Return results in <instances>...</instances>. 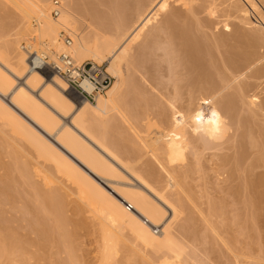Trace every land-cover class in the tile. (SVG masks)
<instances>
[{
  "label": "bare ground",
  "instance_id": "1",
  "mask_svg": "<svg viewBox=\"0 0 264 264\" xmlns=\"http://www.w3.org/2000/svg\"><path fill=\"white\" fill-rule=\"evenodd\" d=\"M51 1L49 6V0H10V3L12 2V6L17 11V18L15 19V28H12L14 32L5 34L7 36L10 35V37L14 36V38H6L7 36H1L2 31L0 33V41L2 40L3 43L2 47L0 45V95L4 96L8 91L12 90L13 87L16 86V79H23V82L18 84V87L16 86L17 89L13 91L12 96L9 98L10 102L7 103L3 100L4 98L1 99L0 97L1 125H6L10 129L9 131H11L12 137H14L15 140L17 138L23 140V142L34 151L33 153L36 154L37 158H41V161H38L40 167L43 162L44 164L45 162L53 163L55 167L54 171H57L60 177H64L66 181H69V183L73 185L72 187H74L77 198L76 201L79 200L77 202L79 203L77 208L82 205L87 208L89 212H92L93 215H95L94 217L99 218V222L102 226V231L101 228L100 231L102 232L101 239L103 240L101 242H103V252H106L101 255V258L104 257V261L106 259L105 255L110 254L112 250L113 252L116 250H114V247L118 246V244L115 246L116 242L120 241L122 237H125L121 235L124 231L131 235H128V237L133 238L134 243L140 244L143 248L151 249L153 252L162 253V256L155 262L152 261L154 259H151L149 255L143 258L145 254L142 252L143 257L142 255L141 257L144 261L148 258L151 259L149 262L152 264H187L188 262L186 263L184 259L187 257L184 256H187L185 254L188 253L186 252L188 249L186 250V244L175 235L174 226H172L173 224L171 221L175 220L173 218L179 217V213L181 211L184 212V210L185 212H189L188 216L186 215L190 217L188 220L190 221L192 219L191 221H193V219L196 218H193L195 216H193L192 211L196 209V211L200 213V219L202 217V221L208 223L206 224L208 230H210V232L212 231L211 235H208L211 237L219 235L216 229L217 226L213 224V221L212 223L208 219L206 211L203 214V210L201 209V206L204 205L205 207H203L208 209V212L210 211L209 214L216 213L219 209H224L221 204V197H219L221 200L215 197L217 198L216 200H218L216 202L214 197L212 199L210 195V199L208 194H206L208 186L211 185L208 183L211 181L215 182L216 188L218 187L217 191L219 190L218 192H223L224 195L226 194L224 196L225 198L228 195L229 201L232 202L234 206L240 203L242 205H240L241 209H243V206L244 209L248 206V209L249 207H254L255 210H253L257 211L264 205V99L258 101L257 97L259 96L249 92L252 87L256 85H261L260 88H262L264 82L240 83L238 79L239 83H237L238 81L235 82L233 80L238 78L240 74L237 77L235 76L236 78L233 77L234 79L232 80L226 75L229 72L225 71L228 69L225 67H230V69L234 70L233 72L236 70L238 72L241 68L251 70L252 67L256 66V64L264 58L262 56L263 58L261 59L258 55L259 53L257 54L255 49L259 44H261L262 47L264 46L262 45L264 44V34H261L264 30V12L254 0H126L125 2L127 4L124 0H121L122 4L124 2L125 5H122L120 0H100L101 2L104 1L103 3L106 1L108 4L107 6L110 7L111 5L119 3V6L116 5L118 8L111 9V14L115 12L117 15H113L116 18L112 22V25L109 26L116 32L111 33L110 30L108 31L109 28H107V32L103 30L107 25L103 29V26H99L100 21L102 19L104 20L106 16L104 18H99V10H93L95 7L89 10L91 14H94V20L93 17L88 18L86 15H83L86 13L82 14L78 11V7H75L74 0H60V12L58 16L54 17L50 12ZM260 1L264 4V0ZM91 3L92 0H88V2L85 3L83 2L82 8H85V11H87V9H90L88 6H90ZM168 7L169 10L167 9ZM250 10L257 15L258 20H251ZM160 11H167L164 14L166 26H164L165 33L163 32L167 41H165L166 38L164 37L165 39L160 40L158 43L160 45L161 41H164L168 46L165 44L167 46L165 48L164 45H161V47L164 46L163 50L166 56L164 58H166V61L162 58L164 56L163 52H161L162 56L158 57L165 65L168 61L167 66H170V69H174L177 66V69H174L175 72L173 70V72L170 71V73H173V76H171L172 74L170 75L171 79L174 78V74H177L176 71L179 69L178 66L182 67H180L181 71L179 70V75L183 69L186 72V75L183 78L181 77L185 80L186 84L185 86L183 85L184 88H186L184 92L180 91L181 86L177 85L178 81L172 80L171 84L173 83V86H175L171 92L172 94L170 93V96H166L164 99L166 100L165 103L160 98L151 96V93H149L150 91L148 92L150 88L146 90L144 88L145 86L143 87L141 84L142 81L140 82L137 79L139 83L136 77L134 78V75H132V77L130 74L134 69L137 70L138 68L139 70L140 68H145L144 65L152 58V56H149L152 50L154 51L156 49V53H158L161 49V47L156 48L157 44H155L156 46L154 45V49L153 44L160 39V35L163 33L160 34L159 32L164 29L163 27H158L160 25H155L153 30L151 32L149 31V37L146 34L148 38L145 39L147 41L140 40L145 42L142 46L138 44L139 48L141 46L139 55L136 57H130L131 55H129V44L132 41L135 42V40L141 36V31H143L148 24H152L155 21L156 15ZM201 12L212 15L219 13L217 15L224 18L225 29H229V32L224 33V35L220 33L221 36H218L217 34L216 36L218 37H215L214 45H212L216 48V52L219 56L218 58L222 56L219 50L222 49L221 51L224 52V55L219 60L215 57L216 53H213L214 51L209 48L211 45H208V43L205 45L203 44L210 34L206 36L207 33H205V38L204 34L200 33L203 32V30H199L200 25L198 24V28L195 27L200 20L198 19L199 21L195 22L197 19L196 17L194 18V29L196 31L197 28L198 31H200L199 33L203 34L202 36L205 40L202 42L201 39L198 41L196 39L197 37L195 38L192 35L194 29L191 31V23H187L190 19L189 16L197 13L199 15ZM87 14L89 13L87 12ZM210 17L212 18V16ZM31 20L37 24L36 27L31 25ZM205 20L202 22H205ZM203 27L205 28L204 25ZM246 27L249 28L250 32V29H252L253 33L246 31ZM223 29L222 25V30ZM208 30L210 31L211 29ZM61 31H65L71 36L72 43L69 47L63 44ZM211 35L215 36L213 33ZM29 37L35 38L34 47L36 49L32 50L43 52L49 60H56L57 53L60 51H67L77 62L93 60L100 63L107 61L106 69L114 78V81L111 82L110 86L103 94L96 97L94 102L80 100L77 98L76 94L67 87L63 78L57 73L50 72L46 69H29L27 54L24 51H19L20 45L18 44V40L28 39ZM178 37L181 39L178 41L182 48L180 49L179 46H176L179 50H175L174 42ZM204 38H202V40ZM210 38L207 39L209 40ZM176 45H179V43ZM30 48H32V46H30ZM215 48L213 49L215 50ZM10 49L15 51V55L13 54L15 59L12 58L14 61L11 60L10 57H7L6 51ZM53 50H55V52ZM160 51H162V49ZM154 55L155 52L153 53V56ZM125 58H127L125 64L126 70L127 67L131 66L132 69L130 67V70L132 71L128 68L130 76L127 74L128 76L124 75V77L120 64ZM160 60L159 63L162 64ZM152 63L156 65V62ZM159 63L157 66L161 67ZM147 66H150V62L149 64L147 63ZM167 66L165 67L167 68ZM145 69L143 71H145ZM251 71H253V74L250 76H253L254 80H263L264 65ZM159 72L161 73V71ZM237 72H235V74L232 72L230 73L237 75ZM240 73H242V71ZM168 76L165 79L170 77ZM177 76L178 75H176V77ZM242 78L244 79L245 75L242 76ZM231 82L235 83L236 90L233 93H224L230 84H232ZM35 87H41L38 93L33 92L35 91ZM185 91H187V95H184L186 93ZM196 91L197 93L195 94ZM257 92L259 93V91ZM198 93L202 95L197 98ZM205 95L208 97V103H205L203 100V96ZM205 104H208L206 106V111L203 109ZM68 112L74 113V116L70 117V125L72 127L68 125V120H66V123L58 126L60 118L58 116L63 115L62 117L64 118V113L67 114ZM114 116H118L119 119L117 118V121L113 123L112 121L116 118H114ZM118 121L126 125H124L125 128H122V125V127L120 126V128H122L121 130H124V134L126 133L122 136V138H124L122 139L123 142L119 140L118 142L112 141L109 137L110 134H107V131ZM59 122L61 123V121ZM126 127L128 129H126ZM125 130H129L130 132H125ZM77 131L80 132V134ZM2 134L4 133L2 132ZM45 136H48V138ZM86 139H88V141ZM9 140L11 141L10 138ZM124 140L127 142L129 140L131 143L126 142V145H124ZM24 152L23 150V153ZM28 154L29 152L27 155ZM32 155L31 157L34 156ZM16 158L17 155H15V160H13L12 157L14 163L17 162ZM25 162L27 163L28 160L26 159ZM36 162L34 160L35 166L37 165ZM18 163H16V166L14 165L15 170L19 169L21 166L20 163L22 162L18 161ZM34 163L31 162V165L33 164L32 169H34ZM23 165L25 167L26 164L24 163ZM29 165L26 167L31 168ZM42 166L44 167V165ZM24 167L22 166L24 172L20 169L18 170L20 171L19 176L28 175L29 172L32 171V169H29V171ZM36 167L34 170L38 169V167ZM4 170H6V168ZM30 173L35 174V171ZM27 175L26 177L29 178L30 175ZM9 177L7 176L5 178L4 176L5 180L0 181V195L2 196L3 194V197L4 195L12 197L11 195L17 194V192L15 193V190H13V188H17L14 184L15 179ZM29 179L25 178L27 181ZM51 180L48 179V182L51 183ZM131 180H135L136 184L134 183V186H131ZM189 180L191 183H193L192 181L195 183L185 188L187 183L190 182ZM29 181L28 184L31 183ZM197 187H201L203 193H199L201 191L197 190ZM32 188H34V186H32ZM56 188L57 187H55L54 190H56ZM54 190L51 188L50 191ZM11 191L14 192V194H12ZM46 191V195L45 193L42 194L47 200L42 197L43 195L39 196L40 198L37 197L40 200L41 197L44 199H42L43 202L41 205L39 202L42 200L37 202L38 205L36 203L38 206H36L37 209L39 208L38 210L35 208L36 215L34 214L35 216H33V218L25 219V225L29 223L30 228L32 227L35 231L33 233H35V235L37 234V239L30 240L29 238L27 239V237H21V235L13 237L12 235L17 232L13 233L14 226L11 225L12 223L10 222L12 221L9 220L11 217L9 219H4L5 217L3 218L0 216V264H29L26 261V258H28L26 255L27 249H29L27 246H31L30 244L32 242L42 247L43 244L45 245V243L52 241L55 245L54 247H59L60 243L62 244L64 239L71 235L69 233L72 232L65 230L67 229V227H65L67 223L66 216L60 213V208L63 209L62 200H57L56 197H58V195L54 193L55 191L53 193H48V189H46ZM35 194L36 193L33 192V195ZM19 195L14 197H19ZM202 197L205 198V202L201 201L203 199ZM31 198H33L32 195ZM13 200H15V198ZM45 200L46 204L44 205L43 203ZM8 201L10 200L8 199ZM223 202H225V200ZM125 203L130 205L129 209L127 206H124ZM228 204L229 203H226L227 206H225V208L232 206L231 203ZM27 206L29 205L27 204ZM27 206L25 204L24 207L26 208ZM236 206L238 207V205ZM84 207H81V209H84ZM190 207H192L193 210ZM222 207L223 209H221ZM25 208L23 209L25 210ZM23 209L21 208V210ZM29 209L33 212L32 208H28V212ZM262 209L264 208L262 207ZM233 210L231 209L232 212ZM249 210L252 209L250 208ZM37 211L41 213L38 214ZM169 211L171 214V218H169L170 221L164 223L163 219ZM22 212L24 213V211H20V213ZM247 212L250 213V211H246L245 216L248 214ZM235 215L233 217L234 219H231L234 220V222L236 220ZM213 216L212 218L210 217V219H218H214ZM245 216L242 217L243 220L246 219ZM254 217L251 218L254 220ZM15 219H13L14 222ZM248 220L251 226H253V220L251 221L250 218ZM195 221L196 220H194V222ZM235 223L237 224V222ZM243 223H245V221ZM23 225H21V228ZM193 225L194 224H191V226L190 224H184L182 226L183 230L181 227L179 230H182V232L184 231L190 238H195L196 228L194 229ZM152 226L162 227L158 235L153 233L151 229ZM240 226V224L239 226L237 225V227H239L238 229H240ZM245 227L247 228V226H244L243 232L246 231ZM204 228L206 227L204 226L203 229ZM203 229L201 230L202 236H204V233H202L204 232ZM248 229L251 228L248 227ZM205 233L208 232L206 231ZM212 233H214V235ZM238 233L240 236L246 234L244 233V235H242L241 230H239ZM247 234L245 237L248 236ZM123 235H125V233H123ZM199 235L200 234H198V236ZM181 237L182 236H180V238ZM211 237H209V239ZM213 237L212 240L214 239ZM205 240L206 238L204 241ZM212 240L211 242L214 243V240ZM128 242H130L129 239ZM221 242H223V240ZM134 243L131 244V249L136 247ZM227 243L225 244L227 245ZM189 245L187 248H189ZM195 247L198 248V246H194V248ZM190 248L192 247L190 246ZM35 249H37V246ZM228 249L230 251V247ZM132 250L133 252L140 251L138 248ZM195 252L197 251L195 250ZM232 252L233 251H230L233 255ZM69 254L70 253H68V255ZM24 255L27 257L25 258ZM238 255L234 253L235 259H243V256L244 258H248L249 256L248 252L245 253V255H239V258ZM38 256L36 255V257ZM36 257L34 255V258ZM69 257L70 260H67L68 258L66 259L68 261L67 263L70 262L72 264L73 262L71 261L74 260H72L70 255ZM196 257L198 258V256ZM197 258L192 260L188 256L187 259H191L196 263ZM42 259L39 256V260L37 259L39 263L35 262L41 264L40 261ZM245 260L247 261V259H244L243 262H245ZM234 263L237 264L239 261H235ZM147 264H149L148 261ZM191 264H193V262H191Z\"/></svg>",
  "mask_w": 264,
  "mask_h": 264
},
{
  "label": "rangeland",
  "instance_id": "2",
  "mask_svg": "<svg viewBox=\"0 0 264 264\" xmlns=\"http://www.w3.org/2000/svg\"><path fill=\"white\" fill-rule=\"evenodd\" d=\"M2 1V2H1ZM7 0H0V5L2 6H0V33H1V31H2V33H1V36H7V35H5V34H7L8 32L9 33H12V32H14V29H12V28H15V19L17 18V11H16V9L12 6V2L10 3V0L9 1H7ZM50 1L51 0H49V6H50ZM60 1V0H59ZM75 1V7L77 8L78 7V11H80L82 14L83 13H86V14H83V15H86V17H88V18H91V17H93V19H94V14L92 13L91 14V11H89V10H91V8L93 9L94 7V9L93 10H96V11H98V14L100 15V16H103V17H100L99 16V18H104L105 16V19L103 20H99L100 21V23H99V26L100 27H102V29L103 30H105L106 32H107V28H109L108 29V31L110 30V32L112 33H114V32H116V31H114V30H112L111 29V27H109L110 25H112V22L114 21V19L116 18V17H114V16H117L116 15V13L114 12V14H111V9L112 8H118V4H114V5H111V3H110V5H111V7L110 6H107L108 4L106 3V1H105V3H103V2H101L100 0H92V3H91V7L90 6H88L90 9H87V11H85V8H82L83 7V5H82V3L84 2H88V0H74ZM77 1H78V4H77ZM90 1V0H89ZM121 1V0H120ZM123 1V0H122ZM122 1L120 2L121 4H122ZM126 0H124V2H125ZM257 4H258V6L262 9V11L264 12V4H262V2L260 1V0H254ZM61 2V1H60ZM97 2H99V3H97ZM124 2H123V4H124ZM96 3V4H95ZM126 3V2H125ZM11 4V5H10ZM122 4V5H123ZM127 4V3H126ZM93 5H95V6H93ZM116 5H118V6H116ZM121 5V6H122ZM125 5V4H124ZM112 6H116V7H112ZM109 7V8H108ZM124 7V6H123ZM79 8H80V10H79ZM4 9V10H3ZM110 11H108V10ZM168 10H169V7L167 8ZM251 11V10H250ZM87 12L90 14H87ZM167 11H160V12H158V14L156 15V19H155V21L151 24H148L147 25V27H145L144 29H143V31H141L142 33H141V36L138 38V39H136L135 40V42L134 41H132L130 44H129V47H130V49H129V55H131L130 57H132V56H138L139 55V53H140V48H141V46L144 44V42L145 41H140V40H146L149 36V31L151 32L152 30H153V27L155 26V25H160V26H158V27H163V29H164V26H166L165 24H166V22H165V13H166ZM108 13V14H107ZM112 13H113V10H112ZM206 12H201V14H199L198 15V13L197 14H195V15H191V16H189L190 17V19L187 21V23H191V31L195 28V27H197L198 28V26L200 25H202L203 23H205V24H203L204 26H205V28L203 27V25L200 27L199 26V30L200 31H202L203 30V32H200V31H198V29L196 28V31H195V29L193 30L194 32H192L193 34V36L199 41V39H201V42L202 41H204L205 40V38H206V36H209V34H210V36L209 37H207V38H210L211 36L214 38H210L209 40L206 38V42H203V44L205 45L206 43H208V45H211L209 48H211V50L212 51H214L213 53H216L215 54V57H217V60H219L224 54V52L223 51H221L222 49H220L219 50V52L221 53L220 55H222L220 58H218L219 56H218V54H217V52H216V48H215V46L213 47L212 45H214V40L218 37V36H221V35H224V33H226V32H229V29H225L226 27H224V18L222 17V16H219V15H217V14H219V13H216L215 15H212V14H208V13H206ZM111 15V16H110ZM114 15V16H113ZM132 16V15H131ZM210 16H212V18L210 17ZM219 16V17H218ZM250 16H251V20H253V21H256V20H258V17H257V15L254 13V12H250ZM196 17V19L197 20H195L194 18ZM199 17V18H198ZM217 19H216V18ZM220 17H222V18H220ZM210 18V19H209ZM200 20V22L199 23H197V26H195L194 25V23L195 22H198L199 20ZM206 19V20H205ZM216 20V21H214V20ZM220 19V20H219ZM95 20V19H94ZM163 20H164V22H163ZM194 20H195V22H194ZM205 20V22H202V21H204ZM158 21V22H157ZM191 21V22H190ZM193 21V22H192ZM103 22V23H102ZM210 22V23H209ZM221 22V23H220ZM101 23H102V25H101ZM155 23H157V24H155ZM159 23V24H158ZM161 23V24H160ZM163 23V24H162ZM202 23V24H201ZM213 23V24H212ZM215 23V24H214ZM223 23V24H222ZM193 24V25H192ZM199 24V25H198ZM216 24H218V25H216ZM31 25L33 26V27H36L37 26V24L33 21V20H31ZM222 25H223V30H222ZM195 26V27H194ZM231 26V25H230ZM193 27V28H192ZM146 28H150L149 30L148 29H146ZM152 28V29H151ZM201 28V29H200ZM202 28H204V29H202ZM231 28V27H230ZM245 28V27H244ZM10 29V30H9ZM146 29V30H145ZM208 29H211L212 31H214V32H212L211 30V32L213 33V34H215V36L214 35H211L212 33L208 30ZM215 29V30H214ZM248 29V30H247ZM9 30V31H8ZM220 30V31H219ZM251 30V32L253 33V30L252 29H250ZM147 31H148V33H147ZM162 31V30H161ZM159 32L160 34H162L163 32L165 33V29L162 31V32ZM198 31V32H197ZM205 31V32H204ZM208 31V32H207ZM246 31H248L249 33H251L250 31H249V28L248 27H246ZM6 32V33H5ZM197 34H196V33ZM203 33L204 34V36H205V33H207L206 34V36H205V38L202 36L203 34H200V33ZM210 32V33H209ZM218 32V33H217ZM264 32V30L261 32V34H264L263 33ZM164 33L162 34V35H160V39L159 40H157V42L155 43L154 42V44H153V47H154V45L155 44H157V46H156V48H158V47H161V45H164L165 46V48L168 46V44H166V42L164 43V41L162 42L161 41V44L159 45V43L158 42H160V40H163V39H165L166 38V36L164 35ZM199 33V34H198ZM220 33H221V35H220ZM143 34V35H142ZM146 34H147V36H146ZM195 34V35H194ZM218 34V36H216ZM197 35V36H196ZM199 35V36H198ZM202 37H201V36ZM144 36V37H143ZM146 36V37H145ZM10 37V35H8L6 38H9ZM143 37V38H142ZM165 37V38H164ZM216 37V38H215ZM1 38H3V37H1ZM11 38H14V36L12 37H10L9 39H11ZM146 38V39H145ZM202 38H204L203 40H202ZM27 38H25V39H20V40H18L19 42H18V44L20 45V48H19V51L21 50L22 52H23V50L21 49V44L23 43V41H25ZM181 40L179 37L176 39V41L174 42V49L175 50H179V48L181 49L182 48V46L180 45V42L179 41ZM147 41V40H146ZM165 41H167V38H166V40ZM208 41V42H207ZM212 41V42H211ZM139 42V43H138ZM143 42V43H142ZM176 42H178L179 43V45H176V44H178V43H176ZM212 44H211V43ZM142 43V44H141ZM164 43V44H163ZM210 43V44H209ZM2 40L0 41V45H1V47H2ZM141 45L140 46V48H139V45ZM167 46H166V45ZM159 45V46H158ZM262 45H264V44H262ZM164 46H162L161 47V49H162V51H160L159 49V51H160V53H159V51H158V53H156V49H155V47H154V51L152 50V52L150 53V55L149 56H152V58H151V60L149 61V59H148V61L150 62V66L148 67L147 66V63L149 64V62H147L144 66H145V68L147 69H145V68H140L139 70H138V68H137V70L136 69H134L133 70V72L132 73H130L131 74V76L132 75H134V78L136 77V80L138 79L140 82H141V84L143 85V87L146 89V90H148L149 88V90H148V92L149 93H151V96H154V97H157V98H160L164 103H165V101L166 100H164L165 98H166V96H170V93L173 91V88H174V86H173V83L171 84V82H172V80H174V81H178V86H181V88H180V91L182 92H184V90L186 89V88H184V86L186 85L185 84V80L184 79H182L185 75H186V72H185V70L183 69L182 70V72L180 73V75H182V76H180L178 73L181 71V69H180V67L181 66H178L179 67V69L176 71V73L177 74H174L175 76H174V78H177V77H179V78H177V79H174V78H172L171 79V76H173V73H170V71L171 72H175V70L177 69V66L174 68V69H170L167 65H168V61H167V63H166V65H165V63H163V61H161L160 59H159V57L158 56H162V53L161 52H163V55H164ZM176 46H179V48L178 47H176ZM181 46V47H180ZM258 46H259V48H261V49H259L258 48ZM128 47V48H129ZM138 47V48H137ZM213 48H215V50L213 49ZM258 48V49H257ZM32 49H36L35 47H33ZM255 49H256V51H257V54L261 57V59L264 57V46L262 47L261 46V44H259V45H257L256 47H255ZM10 51V52H9ZM9 51H6L7 52V57L9 58L10 57V59L11 60H13L12 58H14L15 59V51H12L11 49L9 50ZM20 51V52H21ZM54 52H55V50H53ZM259 51V52H258ZM11 52H14V53H11ZM136 52V53H135ZM155 52V55L153 56V53ZM262 52V53H261ZM26 53V52H25ZM14 54V55H13ZM159 54H161V55H159ZM10 55V56H9ZM148 56V57H149ZM263 56V57H262ZM147 57V58H148ZM158 57V58H157ZM164 57H166L165 55L162 57L163 58V60L164 61H166V58H164ZM150 58V57H149ZM161 58V59H162ZM126 59L127 58H125L124 60H122L121 61V70H122V73H123V76L125 75V76H128L127 74H129L128 72H129V70H130V67H127V70H126V66H125V64H126ZM157 59V60H156ZM159 60L162 62V64H160L159 63ZM14 61V60H13ZM93 61V60H92ZM261 61V62H260ZM257 64H256V66H254V67H252V69L251 70H253V69H256L257 67H260V66H262V65H264V58L262 59V60H260ZM152 62H156V65H155V63H152ZM100 63H104L105 65H106V67H107V61H103V62H100ZM158 63H159V65L162 67H158L157 65H158ZM243 63V62H242ZM242 63H240V64H242ZM151 65H152V68H151ZM155 65V66H154ZM165 66H167V68L165 67ZM128 68H129V70H128ZM158 68H160V69H157ZM163 68H164V70H163ZM166 68V69H165ZM169 68V69H168ZM182 68V67H181ZM225 68H228L227 70H225ZM224 68V70L225 71H227V72H229L228 74H226V72L224 71V73L226 74V75H228L229 77H230V79H234V78H236L239 74V76H241V77H239L238 76V78H236V79H234L233 81H235V82H237V83H239V80H240V83H254V82H258V83H260V81L261 82H264V77H262V79L263 80H261V79H255L254 80V77L253 76H250V75H252L253 73V71H251L250 69H248L247 70V68L245 69V68H241L238 72H237V70L235 71V72H237L236 74L237 75H233V74H235V72H233L234 70L233 69H230V67H225ZM131 69H132V67H131ZM145 69V71H143ZM156 69V70H155ZM168 69V70H167ZM173 70V71H172ZM180 70V71H179ZM232 70V71H231ZM244 70V71H243ZM250 70V71H249ZM126 71H127V73H126ZM130 71H132V70H130ZM149 71V72H148ZM159 71H161V73L159 72ZM166 71V72H165ZM168 71V72H167ZM242 71V73H240ZM246 71V72H245ZM230 72H232L233 74H231ZM245 72V73H244ZM250 74H249V73ZM130 74H129V76H130ZM136 74V75H135ZM145 74V75H144ZM160 74H161V76H160ZM168 74H169V76H168ZM232 75V78H231V75ZM241 74H243V75H241ZM248 74V75H247ZM176 75H178L177 77H176ZM245 75V78L243 79L242 78V76H244ZM124 76V77H125ZM144 78H143V77ZM167 76L169 77L168 79H165V78H167ZM236 76V77H235ZM133 77V76H132ZM182 77V78H181ZM234 77V78H233ZM249 79H247V78ZM251 79H250V78ZM146 78V79H145ZM152 78V79H151ZM241 78V79H240ZM145 79V80H144ZM181 79H182V81H181ZM239 79V80H238ZM243 79V80H242ZM245 79H247V80H245ZM137 80V81H138ZM147 80H150V81H147ZM156 80V81H155ZM164 80H165V82H164ZM167 80V81H166ZM245 80V81H244ZM114 81V78H113V80H112V82ZM138 81V82H139ZM148 83H147V82ZM163 81V82H162ZM173 81V82H174ZM19 82V83H18ZM23 82V79H16V86L18 87V84H21ZM139 82V83H140ZM170 82V83H169ZM175 83V82H174ZM232 83V82H231ZM148 84H150V85H148ZM152 84V85H151ZM163 84V85H162ZM155 85V86H154ZM184 85V86H183ZM232 85V86H231ZM237 85V84H236ZM16 86H14L13 87V89L12 90H10V91H8L7 92V94L6 95H0V97H1V99H3L5 102H10V97L12 96V94H13V91H15L16 89H17V87ZM153 86V87H152ZM147 87V88H146ZM152 87V88H151ZM230 87V88H229ZM227 89H226V91H224V93H233L236 89V87H235V83H232V84H230V86H229ZM232 87H234V88H232ZM257 87H261V85H256L255 87H252V89H251V91H249V92H252L251 94H256L257 96H259V97H257L258 99V101L260 100L261 101V99L263 100L264 99V85H262V88H260V90H259V88H257ZM172 88V89H171ZM255 90H254V89ZM257 88V89H256ZM39 89H41V87L39 88H36L35 87V91H33V92H36V93H38V90ZM37 90V91H36ZM231 90H232V92H231ZM166 91V92H165ZM188 91V90H187ZM187 91H185L186 93L184 94V95H187ZM229 91V92H228ZM254 91V92H253ZM257 91H259V93L257 92ZM262 91V92H261ZM159 92V93H158ZM162 92V93H161ZM257 92V93H256ZM157 93V94H156ZM197 93V91L195 92V94ZM172 94V93H171ZM250 94V93H249ZM250 94V95H251ZM156 95V96H155ZM162 95V96H161ZM198 96H197V98L199 97V96H201L202 94H200V93H198L197 94ZM249 95V96H250ZM74 96V95H73ZM159 96H161V97H159ZM196 96V95H195ZM207 95H205V96H203L204 98H203V100L205 101V103H208L207 102V98L208 97H206ZM260 98V99H259ZM127 99V98H126ZM257 101V102H258ZM208 104H205L203 107V109L206 111V106H207ZM16 110V109H15ZM18 112V111H17ZM69 113V112H68ZM66 114V113H64V118L62 117L63 115H60V116H58V117H60L59 118V121H61V123L58 121V126H60V125H62L63 123H66V120H68V125H70V117H72V116H74V113L72 112V113H69V114ZM67 115V116H66ZM116 115H118V114H116ZM116 116H114V118H115ZM119 119V117L117 116L116 118H115V120L114 121H112L113 123L115 122V121H117L116 119ZM1 120V119H0ZM2 121V120H1ZM1 121H0V125H1ZM64 121V122H63ZM119 121H121V120H119ZM116 122V128H117V131H116V128H115V125L114 126H112V128L110 129V130H108L107 132V134L109 135V137H110V139L112 140V141H116V142H118V140L120 141V142H123L122 141V139H124V138H122V136L123 135H125L124 134V130L122 131L121 129L122 128H125V124L124 123H120V122ZM3 123V122H2ZM123 127H122V126ZM125 125V126H124ZM2 126V127H1ZM0 126V181H2V180H5V178L8 176H10L11 178L13 177L14 179V184L16 185V187L17 188H13V190H15V193L17 192V194H14V192H12V194H14V195H11L12 197H7L6 195H4V197H3V194H2V196L0 195V216H2L4 219H9L10 217H11V219H9L10 221H12V222H10V223H12L11 225H13L14 226V232L13 233H15V232H17L16 234H13L12 236L13 237H16L17 235L18 236H20L21 235V237H27V239L29 238L30 240H35V238L37 239V234L35 235V233H33V232H35L33 229H32V227L30 228V226H29V223H28V225H27V223H26V225H25V222H26V220L25 219H30V218H33V216H35L36 214H35V208L37 209V205H38V203L37 202H39V200L40 199H38V198H40L39 196H41V195H43L44 193H45V195L47 194V191H46V189H48V193L49 192H51V193H53L54 191V193H56L57 195H58V197H56L57 198V200L58 199H61L62 201H61V203H62V207H63V209L62 208H60V213H62L63 214V216H64V214H65V216H66V220H67V223H66V225H65V227H67V229H65L66 231H68V232H72V233H69V234H71V235H69L66 239H64V242L61 244L60 243V245H59V247L57 246V247H54L55 245H54V243L52 242V241H49V242H47V243H45V245L43 244V246L41 247V246H39V244H36V243H31L30 245L31 246H27L29 249H27V256H28V258H26L27 256L26 255H24V257L26 258V261L29 263V264H37L36 262H38L37 261V259L39 260V256H40V258L42 259L41 261H40V263L41 264H71L70 262L69 263H67L68 261L67 260H70V257H69V255L71 256V258H72V260H74V261H71V262H73L72 264H147V261H148V263L149 264H152V263H150L149 262V260L151 261V259L153 258L154 260H152V261H155L156 262V260H158V258H160V256H162V253L160 254L159 252H153V251H151V249H148V248H143V246H141L140 244H138V243H134V241H133V238H131V237H128V235L129 236H131L128 232V234L126 233V232H122L121 233V235L122 236H125V237H119V238H121L120 239V241H118V242H116V244H115V246L118 244V246H116V247H114V252H113V250H112V254L110 253V254H107V255H105V257H106V259H105V261L103 260L104 259V257H102L101 258V255H103V254H105L106 252H103V242H101L103 239H101V237H102V235H101V231H102V226H101V223L99 222L100 220H99V218L98 217H94L95 215H93V213L92 212H89L88 211V209L87 208H85L84 206H82L81 204V206L80 207H78L77 208V205H79V203H77L79 200H77L76 201V193H75V190H74V187H72L73 185L72 184H70L69 183V181H66V179L64 178V177H60V174L59 173H57V171H54L55 169V167H54V165H53V163L51 164V162L50 163H48V162H45V164H44V162L42 163V165H44V167L41 165V167H40V165H38L39 164V162L41 161L40 159L41 158H37V156H36V154L35 153H33L34 151L31 149V148H29V146L28 145H26V143L25 142H23V140H19V138H17L16 140H15V138L14 137H12L13 135H12V133H11V131H9L10 129L6 126H3V125H1ZM71 126V125H70ZM120 126L122 127V128H120ZM72 127V126H71ZM1 128H3V129H1ZM6 128V129H5ZM121 131H120V130ZM126 129H128L127 127H126ZM2 130V131H1ZM4 130V131H3ZM76 131V130H75ZM126 131H129V130H125V132ZM2 132L4 133V134H2ZM78 132V131H77ZM110 132V133H109ZM120 132V133H119ZM130 132V131H129ZM10 133V134H9ZM79 134H80V132H78ZM9 134V135H8ZM130 134V133H129ZM6 135V136H5ZM10 135H11V137H10ZM82 135V134H81ZM113 135V136H112ZM118 135V136H117ZM116 136V137H115ZM45 137H47L48 138V136H45ZM84 137V136H83ZM119 137V138H118ZM9 138L11 139V141H12V139H13V141L11 142L10 140H9ZM86 138V137H85ZM114 138V139H113ZM117 138V139H116ZM121 138V139H120ZM87 141H88V139H86ZM125 141V140H124ZM126 142L127 141H125V144L124 145H126ZM128 142H130L129 140H128ZM127 142V143H128ZM24 145H23V144ZM131 143V142H130ZM20 145V146H19ZM22 145V146H21ZM128 145V144H127ZM18 146H19V148H18ZM25 148H24V147ZM129 146H130V144H129ZM128 146V147H129ZM132 146V145H131ZM28 147V148H27ZM24 148V149H23ZM29 149V150H28ZM20 150H22V151H20ZM23 150L25 151L24 153H23ZM32 150V151H31ZM27 151V152H26ZM29 152V154L27 155V153ZM31 152V153H30ZM32 153H33V155L35 156V158H34V156L32 155ZM33 156V157H31V155ZM15 155H17V158H16V160H17V162L16 163H18V161H20V162H22V163H20V167H19V169L20 170H22V166L24 167V163L26 164L25 165V167L26 166H28L29 165V162H30V159H31V162H33L34 163V160H35V162L37 161H39L38 163L36 162V164L38 165H36L37 167H38V169H39V171L41 172H39L38 171V169H36V170H34L35 169V163H34V169H32L33 168V164L31 165V162H30V167L31 168H27V170H31L32 169V171L34 172L35 171V174L34 173H30V172H32V171H30L29 172V174L28 175H30L29 176V178H31V179H29L28 177H26V175H20L19 176V174H20V171H18L19 169H16L15 170V166L17 165L16 163H14L13 162V160H15ZM27 155V156H26ZM13 157V160H12V157ZM19 157H22V158H19ZM30 157V158H29ZM34 158V159H33ZM20 159V160H19ZM26 159L28 160V162L26 163L25 161H26ZM36 159H38V160H36ZM22 160V161H21ZM25 160V161H24ZM33 160V161H32ZM24 161V162H23ZM13 162V163H12ZM7 163H9V164H7ZM13 165H12V164ZM48 163V164H47ZM11 164V165H10ZM19 164V163H18ZM15 165V166H14ZM45 165H46V167H45ZM53 165V166H52ZM24 167V168H25ZM36 167V168H37ZM6 168V170H4ZM40 168H42V169H40ZM10 169V170H9ZM7 171V172H6ZM16 171H18V172H16ZM23 171V170H22ZM37 171V172H36ZM43 171H47V172H43ZM51 171V172H50ZM24 172V171H23ZM28 172V171H27ZM43 172V173H42ZM26 173V172H25ZM24 173V174H25ZM38 173V174H37ZM48 173V174H47ZM54 173V174H53ZM13 174V175H12ZM34 174V175H33ZM44 174V175H43ZM51 174V175H50ZM210 174H212V173H210ZM209 174V175H210ZM27 175V176H28ZM36 175V176H35ZM42 175H43V177H42ZM48 175H49V177H48ZM4 176H5V178H4ZM33 176V177H32ZM9 177V178H10ZM22 177V178H21ZM42 177V178H41ZM48 177V178H47ZM4 178V179H3ZM18 178V179H17ZM25 178L26 179H29L28 181L29 182H31V183H29L28 184V181L27 180H25ZM44 178V179H43ZM61 178V179H60ZM64 178V179H63ZM18 181H17V180ZM24 179V180H23ZM47 179V180H46ZM48 179L49 180H51L50 182L51 183H49L48 182ZM57 179H59V180H57ZM23 180V181H22ZM33 180V181H32ZM46 180V181H45ZM64 180V181H63ZM58 181V182H57ZM190 181V180H189ZM17 182V183H16ZM19 182V183H18ZM25 182V183H24ZM45 182V183H44ZM47 182V183H46ZM61 182H62V184H61ZM193 183H191V181L190 182H188L187 183V186H185V188H187L188 186H192V184H194L195 182L194 181H192ZM212 182V183H211ZM210 183H208L210 186H211V188H210V186H208V190L206 191V194H208V196L210 197V195H211V197H212V199H213V197L215 198V197H221L222 198V201H221V204L223 205V207H224V209H223V207L221 208V209H223V210H220L219 209V211L217 210L216 211V213H210L211 214V216H210V214H209V212H208V209H206V208H204L205 206L204 205H202L201 206V209L203 210L202 212H203V214L205 213V211H206V216H208V219L215 225V226H217V233L219 234V235H214V233H212L213 235H214V243L213 242H211V240H212V237L210 236L211 235V232H210V230H208V226L206 225V224H208V223H206V221H202L203 219H202V217H201V219H200V213L199 212H197L196 211V209L195 210H193V208L192 207H190L192 210V212H193V216H195V217H193V218H196V219H193V221H189L188 220V218H190V217H187L188 216V213L189 212H185V210H184V212H180L179 213V217H175V218H173V219H175V220H173V221H171V223L173 224L172 226H174L173 228H174V232H175V235L177 236V238H179L182 242H184L185 244H186V252H188L187 254H185V255H187V256H184V257H187L188 258V256H189V258H191L192 260H195V258H197L196 256H198V258L196 259V263H195V261H192L191 259H187V258H184L185 260H186V263L187 264H189V262H190V264H191V262H193V264L195 263V264H199V260H200V264H236V263H234L235 261L236 262H238L239 261V263H237V264H243V263H246V262H248V263H246V264H264V209H262V207L264 208V205L260 208V210H257V211H254L255 210V208L254 207H249V209L251 208L252 210H249L246 206V208L244 209V206L242 207L243 209H241V207H240V203L238 204H235V206L233 205V203L232 202H230L229 201V198H228V195L226 196V198L228 199H226L224 196L226 195H224L223 194V192H218L217 191V188H216V183L215 182H213V181H211ZM22 183V184H21ZM33 183V184H32ZM58 183V184H57ZM132 183V184H131ZM136 184V182H135V180H131L130 181V184H131V186H134L135 184ZM47 184H49V185H46ZM134 184V185H133ZM191 184V185H190ZM14 185V186H15ZM21 185V186H20ZM34 186V188H32V186ZM51 185V186H50ZM50 186V187H49ZM53 186H55V187H57L56 188V190H54L55 189V187H53ZM60 186H62V187H60ZM184 186V185H183ZM19 187V188H18ZM28 187H29V189H28ZM60 187V188H59ZM51 188L54 190V191H50L51 190ZM215 188V189H214ZM16 189H17V191H16ZM50 189V190H49ZM197 190H199V191H201V192H199V193H203L202 191V188L201 187H197L196 188ZM211 189V190H210ZM30 190H31V192H30ZM34 190V191H33ZM58 190V191H57ZM21 191V192H20ZM39 191H41V192H39ZM66 191V192H65ZM18 192H19V194H18ZM33 192H35L36 194L35 195H33ZM110 192V191H109ZM208 192H210V193H208ZM40 193V194H39ZM43 193V194H42ZM59 193V194H58ZM111 193V192H110ZM39 194V195H38ZM19 195V197H14V196H18ZM31 195L33 196V198H31ZM20 196H21V198H20ZM59 196H60V198H59ZM223 196V197H222ZM38 197V198H37ZM42 197H44L45 198V196L43 195ZM41 197V200L42 199H44V198H42ZM208 197V198H209ZM211 197H210V199H211ZM2 198H4V199H2ZM11 198V199H10ZM15 198V200H13ZM24 198V199H23ZM38 200H37V199ZM204 199V201H203V199ZM201 199V201L202 202H205L206 200H205V198L204 197H202ZM221 198H219L218 200H221ZM8 199L11 201H8ZM23 199V200H22ZM30 201H29V200ZM46 199V198H45ZM217 198H215V200H216ZM13 200V201H12ZM28 200V201H27ZM35 200V201H34ZM40 200V201H41ZM47 200V199H46ZM46 200L44 201V205L46 204L45 202H46ZM218 200H216V202L218 201ZM225 200V202L226 203H231L232 204V206H229V207H226L225 208V206H227L226 205V203L225 202H223ZM6 201V202H5ZM33 201V202H32ZM60 201V200H59ZM58 201V202H59ZM64 201H65V203H64ZM8 202V203H7ZM43 202V200L41 201V202H39V204L41 205V203ZM220 202V201H219ZM223 202V203H222ZM36 203H37V205H36ZM224 203H225V206H224ZM24 204V205H23ZM25 204H26V206H27V204L30 206H27L28 208H32L33 209V212H32V210L31 209H29V212H28V208L26 209L24 206H25ZM31 204V205H30ZM228 204V205H229ZM39 205V206H40ZM64 205V206H63ZM236 205H238V207L236 206ZM33 206V207H32ZM37 206V207H36ZM124 206L126 207V203L124 204ZM204 206V207H203ZM242 206V205H241ZM59 207H61V206H59ZM81 207H84V209L82 208L81 209ZM21 208L23 209V208H25V210L23 209V210H21ZM75 208H77V209H75ZM235 208V209H234ZM39 209V208H38ZM37 209V210H38ZM62 209V210H61ZM188 209V208H187ZM186 209V210H187ZM231 209L233 210V212L231 211ZM246 209H248V210H246ZM78 212H77V211ZM190 210V209H189ZM244 210V211H243ZM263 210V211H262ZM20 211H24V213L22 214V213H20ZM190 211V212H191ZM246 211H250V213L249 212H247L248 214H246V216H245V212ZM26 212V213H25ZM208 212V213H207ZM252 212V213H251ZM254 212V213H253ZM255 212H256V214H255ZM33 213V214H32ZM37 213L38 214H40L41 212L40 211H37ZM91 213V214H90ZM199 213V214H198ZM2 214V215H1ZM21 214H22V216H21ZM24 214H25V217H24ZM35 214V215H34ZM196 214V215H195ZM215 214H216V216H215ZM236 214V215H235ZM5 215V216H4ZM42 215V214H41ZM182 215V216H181ZM187 215V216H186ZM214 215V216H213ZM218 215H220V216H218ZM234 215L236 216V220H235V222H237V224L234 222V220H231V219H234L233 217H234ZM247 215H248V217H247ZM256 216V217H254V216ZM18 216V217H17ZM191 216H192V213H191ZM197 216H198V218H197ZM212 216H213V218L214 219H216V218H218L217 220H213V219H210V217L212 218ZM246 217V219H247V221H246V219H244L243 220V218L242 217ZM253 218L254 217V220H255V218H256V220H255V222H254V220L251 218V217ZM16 219H15V218ZM187 217V218H186ZM239 217V218H238ZM15 219V222H14V220L13 219ZM21 218V219H20ZM169 218H171V214H170V211L169 212H167V215H165V217H164V219H163V221H164V223H168L170 220H169ZM177 218V219H176ZM251 219V221L253 220V222H252V225L253 226H251V223H249V220L248 219ZM0 219H1V217H0ZM19 219V220H18ZM166 219V220H165ZM185 219H187V220H185ZM199 219H200V221H199ZM8 220V221H9ZM177 220V221H176ZM194 220H196L195 222H194ZM239 220H242V221H239ZM23 221V222H22ZM29 221V220H28ZM27 221V222H28ZM168 221V222H167ZM187 221V222H186ZM198 221V222H197ZM216 221V222H215ZM231 221H233V222H231ZM239 221V222H238ZM245 221V223H243ZM250 221V222H251ZM80 222V223H79ZM184 222V223H183ZM194 222V223H193ZM200 222H201V224H200ZM241 222V223H240ZM14 223V224H13ZM22 223V224H21ZM190 224V226H191V224H194L193 225V227H194V229L196 230L195 232H196V235H195V238L193 237V238H190V236H188L187 234H185L184 233V231L182 232V230H183V225L185 224V225H189ZM249 223V224H248ZM18 224H19V226H18ZM24 224V225H23ZM69 224V225H68ZM195 224H196V226H195ZM199 224V225H198ZM236 224V225H235ZM239 224L241 225L240 226V229H238L239 227H237V225L239 226ZM245 224H248V225H245ZM21 225H23L22 226V228H21ZM177 225V226H176ZM251 227H250V226ZM17 226V227H16ZM206 227V228H204L203 229V227ZM218 226H219V229H218ZM244 226H247V228H246V231H244L243 232V228H244ZM20 227V228H19ZM24 227V228H23ZM29 227V228H28ZM75 227H76V229H75ZM180 227H181V229L182 230H179L180 229ZM237 227V228H236ZM248 227L249 228H251V229H248ZM100 228H101V231H100ZM161 226H156V227H151V229H152V231H153V233L154 234H156V235H158L159 234V231L161 230ZM17 229V230H16ZM28 229V230H27ZM175 229H176V231H175ZM204 230V232H202V233H204L203 235L204 236H202V234H201V230ZM31 230H33V231H31ZM178 230V231H177ZM237 230V231H236ZM239 230H241L242 231V235H244V233H248L247 235V237H245V235L244 236H240L239 235V233H238V231ZM208 232V233H205V232ZM210 232V233H209ZM236 232V233H235ZM32 233V234H31ZM123 233H125V235H123ZM24 236H23V235ZM26 234V235H25ZM186 235V238H185V235ZM198 234H200L199 236H198ZM208 234H210V235H208ZM240 234H241V232H240ZM35 235V236H34ZM236 235V236H235ZM250 235V236H249ZM180 236H182L181 238H180ZM211 237L210 239H209V237ZM31 237V238H30ZM71 237V238H70ZM184 237V238H183ZM190 239H189V238ZM202 237H204V238H202ZM208 237V238H207ZM70 238V239H69ZM188 238V239H187ZM206 238V240L204 241V239ZM216 238V239H215ZM220 238V239H219ZM223 238V239H222ZM128 239H129V241L130 242H128ZM131 239V240H130ZM183 239V240H182ZM195 239H197V240H195ZM201 239V240H200ZM203 239V240H202ZM225 239V240H224ZM194 242H197V243H194ZM209 240V241H208ZM212 240V241H213ZM223 240V242H221ZM229 240V241H228ZM63 241V240H62ZM187 241V242H186ZM216 241V242H215ZM53 243V245H52V243ZM67 242V243H66ZM228 242V243H227ZM248 242H249V245H248ZM102 243V244H101ZM134 243V246H136V247H133L132 249H136V248H138L140 251H138V252H133V250L131 249V244H133ZM225 243H227V245L225 244ZM66 246H65V245ZM189 245V248H190V246L192 247V248H187L188 247V245ZM195 244H197V245H195ZM37 246V249L39 250H37V249H35L36 248V246ZM137 245H139V246H137ZM198 246V248H194V246ZM35 246V247H34ZM226 246V247H225ZM227 246H229L230 247V251H233L232 253H233V255L230 253V251H229V247H227ZM248 246V247H247ZM26 247V246H25ZM40 247H41V249H40ZM32 248V249H31ZM227 248V249H226ZM248 248V249H247ZM35 249V250H34ZM247 249V251L245 252V250ZM29 250V251H28ZM34 250V251H33ZM37 250V251H36ZM189 250H191V251H189ZM195 250L197 251V252H195ZM101 251H102V253H101ZM135 251V250H134ZM39 252H40V254H39ZM100 252V253H99ZM145 254L144 256L145 257H143V253ZM190 252H192V253H190ZM248 252V258H244V256H243V259H241V258H239L240 256L239 255H245V253H247ZM29 253V254H28ZM35 253V254H34ZM38 253V254H37ZM68 253H70L69 255H68ZM142 253V254H141ZM159 253V254H158ZM234 253L236 254V255H238V258L239 259H235V256H234ZM72 254V255H71ZM195 255V256H193V255ZM34 255H35V257H36V255L38 256V257H36V258H34ZM42 255V256H41ZM141 255H142V257L143 258H146V257H148V255H149V257L151 258V259H148L147 258V260L145 259V261H144V259L141 257ZM147 255V256H146ZM31 256H32V258H31ZM44 256V257H43ZM108 256V257H107ZM190 256H192V257H190ZM234 256V257H233ZM195 257V258H194ZM242 257V256H241ZM30 258V259H29ZM34 258V259H33ZM68 258V259H67ZM74 258V259H73ZM109 258V259H108ZM67 259V260H66ZM108 259V260H107ZM244 259H247V261L245 260V262H243L244 261ZM107 260V261H106ZM202 260V261H201ZM241 260H242V263H241ZM36 261V262H35ZM57 261V262H56ZM102 261H104V262H102ZM46 262V263H45ZM52 262V263H51ZM202 262V263H201ZM39 263V262H38Z\"/></svg>",
  "mask_w": 264,
  "mask_h": 264
},
{
  "label": "built area",
  "instance_id": "3",
  "mask_svg": "<svg viewBox=\"0 0 264 264\" xmlns=\"http://www.w3.org/2000/svg\"><path fill=\"white\" fill-rule=\"evenodd\" d=\"M60 9V1L52 0L51 15L58 16ZM60 33L63 44L69 47L72 43L71 36L65 31ZM34 41L35 38L29 37L21 44L22 50L27 54L29 69H46L57 73L80 100L94 102L96 97L103 94L110 86L113 77L107 71L104 63H97L92 60L77 62L67 51H60L57 53L56 60H49L43 52L32 50ZM126 206L129 209L128 203Z\"/></svg>",
  "mask_w": 264,
  "mask_h": 264
}]
</instances>
